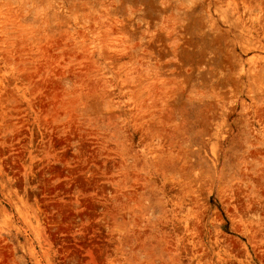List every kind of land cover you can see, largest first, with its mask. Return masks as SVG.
<instances>
[{"label":"rangeland","instance_id":"374dc122","mask_svg":"<svg viewBox=\"0 0 264 264\" xmlns=\"http://www.w3.org/2000/svg\"><path fill=\"white\" fill-rule=\"evenodd\" d=\"M0 264H264V0H0Z\"/></svg>","mask_w":264,"mask_h":264}]
</instances>
